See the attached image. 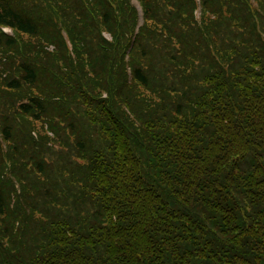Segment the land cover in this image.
Listing matches in <instances>:
<instances>
[{"label":"trees","instance_id":"1","mask_svg":"<svg viewBox=\"0 0 264 264\" xmlns=\"http://www.w3.org/2000/svg\"><path fill=\"white\" fill-rule=\"evenodd\" d=\"M136 1L0 0V264H264V0Z\"/></svg>","mask_w":264,"mask_h":264},{"label":"rangeland","instance_id":"2","mask_svg":"<svg viewBox=\"0 0 264 264\" xmlns=\"http://www.w3.org/2000/svg\"><path fill=\"white\" fill-rule=\"evenodd\" d=\"M252 1V0H251ZM130 2H132V3H134V5L136 6V4H137V1L136 0H130ZM252 4H253V6H256V4L252 1ZM138 5V4H137ZM137 11H138V9H137ZM198 12H195V14H194V16H195V18H198ZM5 31L6 32H8V33H10L9 32V30H7V29H5ZM33 134V133H32ZM16 183H14V187L16 188Z\"/></svg>","mask_w":264,"mask_h":264},{"label":"water","instance_id":"3","mask_svg":"<svg viewBox=\"0 0 264 264\" xmlns=\"http://www.w3.org/2000/svg\"><path fill=\"white\" fill-rule=\"evenodd\" d=\"M136 7H137V9H138V15L140 16V10H139V7H138L137 4H136Z\"/></svg>","mask_w":264,"mask_h":264}]
</instances>
